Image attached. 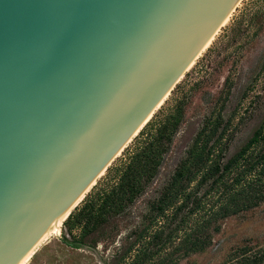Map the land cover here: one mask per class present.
I'll use <instances>...</instances> for the list:
<instances>
[{"label": "water", "instance_id": "water-1", "mask_svg": "<svg viewBox=\"0 0 264 264\" xmlns=\"http://www.w3.org/2000/svg\"><path fill=\"white\" fill-rule=\"evenodd\" d=\"M246 1L0 0V264H26Z\"/></svg>", "mask_w": 264, "mask_h": 264}, {"label": "trees", "instance_id": "trees-1", "mask_svg": "<svg viewBox=\"0 0 264 264\" xmlns=\"http://www.w3.org/2000/svg\"><path fill=\"white\" fill-rule=\"evenodd\" d=\"M183 108L155 114L84 201L64 222L63 243L96 249L118 218L147 192L160 173L183 120ZM222 113L205 118L173 175L123 238L106 264H179L205 252L222 223L264 204V120L247 142L231 152ZM242 248L225 264H262L264 250Z\"/></svg>", "mask_w": 264, "mask_h": 264}, {"label": "rangeland", "instance_id": "rangeland-1", "mask_svg": "<svg viewBox=\"0 0 264 264\" xmlns=\"http://www.w3.org/2000/svg\"><path fill=\"white\" fill-rule=\"evenodd\" d=\"M178 105L183 108L182 125L160 173L131 214L113 222L107 231L113 232V239L105 237L94 250L74 249L63 243L67 234L63 224L61 234L50 236L27 264L108 263L121 248L126 232L173 175L205 118L222 113L232 119L227 130L231 152L247 142L264 120V0L245 2L156 114H171ZM124 152L113 164L123 160ZM245 246L252 250L249 256L264 250V204L226 219L209 249L179 264H225Z\"/></svg>", "mask_w": 264, "mask_h": 264}, {"label": "bare ground", "instance_id": "bare-ground-1", "mask_svg": "<svg viewBox=\"0 0 264 264\" xmlns=\"http://www.w3.org/2000/svg\"><path fill=\"white\" fill-rule=\"evenodd\" d=\"M68 215H69V214H68ZM68 215H67V217H68ZM67 217H66V218L60 223V225H59V226L53 231V233H52L50 236H52V235L59 236V235L61 234V230H62L61 228H62L64 222L67 220ZM50 236H49L48 238H50ZM48 238L46 239V241L48 240ZM46 241H45V242H46ZM43 244H44V243H43ZM41 246H42V245H41ZM36 252H37V251H36ZM36 252H35V253H36ZM35 253H34V254H35ZM34 254H33V255H34ZM33 255H32V256H33ZM31 258H32V257H31ZM31 258H30V259H31ZM30 259L26 262V264L30 261Z\"/></svg>", "mask_w": 264, "mask_h": 264}]
</instances>
